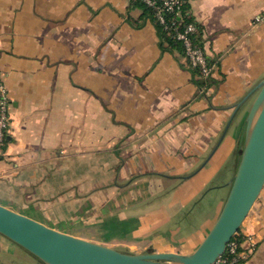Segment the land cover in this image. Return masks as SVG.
<instances>
[{"label": "crops", "instance_id": "obj_1", "mask_svg": "<svg viewBox=\"0 0 264 264\" xmlns=\"http://www.w3.org/2000/svg\"><path fill=\"white\" fill-rule=\"evenodd\" d=\"M189 12L219 81L206 93L134 0H0V91L10 100L0 149L1 205L118 249H196L208 228L192 237L186 230L138 234L145 214L152 228L161 209L150 204L131 212L144 198L129 196L120 181L133 164L146 169L162 155L184 164L189 152L197 164L220 138L238 102L264 77V0H190ZM254 97L227 135L237 123L241 138ZM190 197L186 191L181 207ZM109 230L115 232L107 238ZM241 233L244 247H251L248 238L255 245L247 264H264V189ZM0 264L40 262L0 235Z\"/></svg>", "mask_w": 264, "mask_h": 264}, {"label": "water", "instance_id": "obj_2", "mask_svg": "<svg viewBox=\"0 0 264 264\" xmlns=\"http://www.w3.org/2000/svg\"><path fill=\"white\" fill-rule=\"evenodd\" d=\"M253 95L240 139L238 164L225 185L228 188L226 200L213 227L191 253L118 249L61 232L1 204L0 235L27 251L40 264H214L241 230L264 189V77L238 102L204 162L212 159L238 110Z\"/></svg>", "mask_w": 264, "mask_h": 264}, {"label": "rangeland", "instance_id": "obj_3", "mask_svg": "<svg viewBox=\"0 0 264 264\" xmlns=\"http://www.w3.org/2000/svg\"><path fill=\"white\" fill-rule=\"evenodd\" d=\"M203 49L207 53L206 46L203 45ZM237 127H239L237 123L236 126L233 125L231 127L225 141L219 147L210 163L204 162L211 154L219 138L215 144L212 143L203 150L204 153L200 156L197 164L192 165L190 163L193 155L187 152L184 154V164H177V160L174 157L167 158L162 155L149 162L147 158L148 163L146 166L148 168L146 169H134L133 167L136 166V163L132 165V169H128L125 178L120 181V184L124 187L123 190H128L127 193H130L128 195L131 197L144 198V201L138 202L134 208L135 210H131V212L138 209L140 211L147 209L148 211L151 208L150 204H155V206L161 209L158 212L160 214L159 220L152 228L147 227V222H149L147 218L148 213L145 214V224L142 226L144 228L139 229V226L135 228L139 229V231H136L139 232L138 234L149 236L150 233L157 231L171 237L180 234L181 230H186L192 237L196 231L208 228L207 232L198 238L201 244L213 227L226 200L228 188H221V186H224L232 178L238 164L241 138L240 134H237ZM203 164L205 165L203 166ZM177 168L184 169L178 170ZM157 177H161L162 179L159 181L156 179ZM188 179L190 183L183 184V181ZM130 184L132 186L129 188ZM157 188L159 190L163 189L162 193H154L157 192ZM186 191L191 196L190 198H193L191 200L192 203L186 200L185 205L181 207L180 199H183ZM127 193L123 191L121 194L125 198L128 197ZM198 201L200 202L194 208ZM135 221L132 224L141 223L143 220L139 217ZM131 225L130 227H132ZM76 228L80 229L78 226ZM114 232L113 230L106 231V237L108 238ZM118 234L127 235L130 232L127 234L118 232Z\"/></svg>", "mask_w": 264, "mask_h": 264}, {"label": "built area", "instance_id": "obj_4", "mask_svg": "<svg viewBox=\"0 0 264 264\" xmlns=\"http://www.w3.org/2000/svg\"><path fill=\"white\" fill-rule=\"evenodd\" d=\"M149 8L156 19V22L163 26L168 33L183 45L185 56L192 69H199L203 76L213 75L214 66L208 63L207 55L203 46L199 44L198 37L200 30L194 21L185 22L192 16L186 5L190 0H136ZM185 7V9H184ZM175 14V17L168 19V15ZM10 100L8 92L1 87L0 91V149L6 142L7 130L10 120ZM239 237L241 242L239 241ZM251 247H244L246 238L242 233L237 235L229 243L226 252L220 256L214 264H247L248 259L255 249L254 241L248 238Z\"/></svg>", "mask_w": 264, "mask_h": 264}, {"label": "trees", "instance_id": "obj_5", "mask_svg": "<svg viewBox=\"0 0 264 264\" xmlns=\"http://www.w3.org/2000/svg\"><path fill=\"white\" fill-rule=\"evenodd\" d=\"M134 1L139 3L141 6H143L144 9H145L146 14L149 15L154 20V23H155V25L157 27L158 33H159L161 41H162V45L167 44V46L170 49L179 51L185 57V59H186V61L188 63V60H187V58L185 56L184 48H183V45L181 44V42L177 41L173 37V35H172L173 33H171V34L168 33L166 30H164L162 25H160V24H158L156 22L154 14L149 8H147L145 5H143L142 3H140V2H138L136 0H134ZM184 9H185V7H184ZM186 9L189 10V4L186 5ZM174 17H175V14H170V15H168L167 18L168 19H172ZM190 21H194L195 22L193 17H191L190 19H186L185 20V22H190ZM195 24L199 28V26H198V24L196 22H195ZM199 30H201V29L199 28ZM201 40H202V38H201V33H200L199 37H198V42H199V44H201L203 46L204 44H203V42ZM206 55H207V53H206ZM207 59H208L209 65L210 66H214L213 63L211 62V60L209 59L208 55H207ZM188 65H189V63H188ZM189 68H190V66H189ZM190 69H192V68H190ZM192 71H193L194 75L198 77L195 80V82L200 87L201 90L203 89L202 93H206V91H208L214 85H216V86L219 85V81L216 80L213 77V75H209V76L205 77V76L202 75V73H201V71L199 69H192ZM239 232L241 233V230ZM236 238H238L239 241L241 242V240H240V238L238 236Z\"/></svg>", "mask_w": 264, "mask_h": 264}, {"label": "bare ground", "instance_id": "obj_6", "mask_svg": "<svg viewBox=\"0 0 264 264\" xmlns=\"http://www.w3.org/2000/svg\"><path fill=\"white\" fill-rule=\"evenodd\" d=\"M209 54V53H208Z\"/></svg>", "mask_w": 264, "mask_h": 264}]
</instances>
